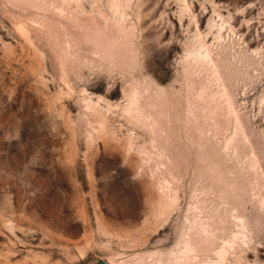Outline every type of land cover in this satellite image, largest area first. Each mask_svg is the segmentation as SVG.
Returning a JSON list of instances; mask_svg holds the SVG:
<instances>
[{"label": "rangeland", "instance_id": "rangeland-1", "mask_svg": "<svg viewBox=\"0 0 264 264\" xmlns=\"http://www.w3.org/2000/svg\"><path fill=\"white\" fill-rule=\"evenodd\" d=\"M264 264V0H0V264Z\"/></svg>", "mask_w": 264, "mask_h": 264}, {"label": "water", "instance_id": "water-1", "mask_svg": "<svg viewBox=\"0 0 264 264\" xmlns=\"http://www.w3.org/2000/svg\"><path fill=\"white\" fill-rule=\"evenodd\" d=\"M101 264H110L108 261L104 260V259H100L99 260Z\"/></svg>", "mask_w": 264, "mask_h": 264}]
</instances>
